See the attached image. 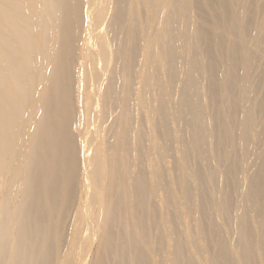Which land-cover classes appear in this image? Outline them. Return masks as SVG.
I'll return each instance as SVG.
<instances>
[{"label":"bare ground","instance_id":"6f19581e","mask_svg":"<svg viewBox=\"0 0 264 264\" xmlns=\"http://www.w3.org/2000/svg\"><path fill=\"white\" fill-rule=\"evenodd\" d=\"M262 220L264 0H0V264H264Z\"/></svg>","mask_w":264,"mask_h":264},{"label":"rangeland","instance_id":"374dc122","mask_svg":"<svg viewBox=\"0 0 264 264\" xmlns=\"http://www.w3.org/2000/svg\"><path fill=\"white\" fill-rule=\"evenodd\" d=\"M254 145H255V144H254ZM254 145L251 144V148L249 147V149H248V151H249L250 153L247 151V153H246L247 156H245V157H244V160H243L244 167L246 166V168H247V169L245 168V170H246L247 173H248L247 175H249L250 173H252V170L255 171V169H256V165L258 164L257 162H259V160H260L259 157H260V154H261L262 149H263L261 145H255V146H254ZM253 146H254V147H253ZM257 146H258V147H257ZM252 147H253L254 149H253ZM255 147H256V148H255ZM260 147H261V149H260ZM251 150H252L254 153L251 152ZM246 154H245V155H246ZM249 164H250V165H249ZM248 167H249V169H248ZM248 170H249V172H248ZM250 171H251V172H250ZM236 203L239 204V200H238V199L236 200ZM247 204H249V203L247 202ZM253 219H254V218H253ZM253 219H251V220H253ZM255 223H256V222H255ZM255 223H254V224H255ZM261 224H262V225L264 224V220H262V223H261ZM262 225L260 226L261 228H260L259 226H257V227L254 229L255 231L253 230V234H254V235L257 234V233H259L258 236L255 235V238H254L255 240H260L261 238H258V237H260L261 235L264 236V226H262ZM255 226H256V224H255ZM256 229H257L258 231H257ZM256 231H257V232H256ZM256 236H257V237H256ZM262 236H261V237H262ZM256 238H257V239H256ZM260 256H261V259L264 258V254L261 253Z\"/></svg>","mask_w":264,"mask_h":264}]
</instances>
